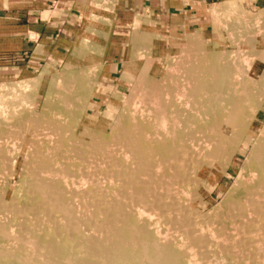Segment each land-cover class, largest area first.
Returning a JSON list of instances; mask_svg holds the SVG:
<instances>
[{
    "label": "rangeland",
    "instance_id": "rangeland-1",
    "mask_svg": "<svg viewBox=\"0 0 264 264\" xmlns=\"http://www.w3.org/2000/svg\"><path fill=\"white\" fill-rule=\"evenodd\" d=\"M55 1L0 0V17L56 23L26 69L0 70V264H45L48 245L84 264L119 226L110 202L176 264H264V0H80L75 20Z\"/></svg>",
    "mask_w": 264,
    "mask_h": 264
},
{
    "label": "bare ground",
    "instance_id": "bare-ground-1",
    "mask_svg": "<svg viewBox=\"0 0 264 264\" xmlns=\"http://www.w3.org/2000/svg\"><path fill=\"white\" fill-rule=\"evenodd\" d=\"M207 56V55H206ZM219 63V62H218ZM191 66H193V65H191ZM190 66V67H191ZM198 66V65H197ZM207 69H208V67H207ZM212 69V68H211ZM225 69V68H224ZM189 70V69H188ZM191 70H192V67H191ZM208 71H210V70H208ZM215 71V69H213V72ZM189 72V71H188ZM213 72H210L211 74H213ZM190 73H191V71H190ZM192 73H194V72H192ZM196 74H197V70H196V72H195ZM189 74V73H188ZM196 74H192L193 75V77L196 75ZM206 74H208V73H206ZM227 74V73H226ZM198 75H199V73H198ZM203 75H205V74H203ZM188 76V75H187ZM202 76V75H201ZM208 76V75H207ZM205 77H206V75H205ZM215 77H216V74H215ZM222 77V76H221ZM199 77H197L196 79H194L196 82L197 81H201L202 79H200L199 78V80H197ZM209 78V77H208ZM204 79V78H203ZM214 79V78H213ZM219 79V78H218ZM194 81V82H195ZM196 82H195V84H196ZM204 82V81H203ZM201 83L200 84V87H202V86H204V83ZM198 83V82H197ZM194 84V83H193ZM206 85V84H205ZM213 85H216V83H215V81H214V84ZM197 86V85H196ZM198 86H199V84H198ZM207 86V85H206ZM206 86H204V88L203 89H205L206 88ZM200 87H198V90H200ZM223 88V87H222ZM196 89V88H195ZM202 89V90H203ZM197 90V89H196ZM208 90V89H207ZM201 91V90H200ZM205 92V91H204ZM208 93H211L210 91L208 92ZM207 93V94H208ZM197 94V93H196ZM200 95V94H199ZM209 95V94H208ZM189 96H191L190 94H189ZM205 97H208L207 95L205 96ZM209 99V98H208ZM193 100V99H192ZM218 102L219 101H217L215 104H216V106L218 105ZM245 102H247V101H245ZM221 103V102H220ZM210 104H212L213 105V103L211 102ZM191 105H193L192 103H191ZM243 105V104H242ZM195 106H197L196 105V103H195ZM198 107V106H197ZM238 108V107H237ZM241 110H242V108H241ZM236 111H237V109H236ZM242 114V113H241ZM239 116H240V112H239ZM218 117V116H217ZM238 118H237V116L235 115V112L233 111V112H231V115H230V118H229V121H228V126H227V128H226V130H225V132H221V133H225V134H228L229 133V135H228V137H230V133H231V136H232V132L233 133H236L238 130L240 131L241 130V124L242 123H240V122H242V121H238L237 120ZM243 119V118H242ZM217 121H219V120H217ZM220 122V121H219ZM215 123H217V122H215ZM219 124H222L221 122L219 123ZM219 124H216V126H218ZM215 125V124H214ZM214 125H213V127H211V128H214V129H216L215 127H214ZM243 125L245 126V122L243 123ZM220 126V125H219ZM243 126V127H244ZM228 130V131H227ZM234 130L236 131V132H234ZM207 133V132H206ZM214 133H215V131H214ZM221 133H220V135H219V137L221 136ZM243 132H241V134H242ZM219 134V133H218ZM238 135H239V133H237ZM240 134V135H241ZM87 136V135H86ZM210 136V135H209ZM222 136H223V134H222ZM237 136V135H236ZM232 137H235V136H232ZM229 138L230 139V141L233 139V138ZM226 138V137H225ZM223 139V138H222ZM236 139V138H235ZM237 139H238V136H237ZM236 139V140H237ZM95 141V143L97 142L98 143V141H96V140H94ZM222 141V140H221ZM229 140H227L226 142H228ZM88 142H89V144H90V142L91 143H93V141H91V139H90V141L88 140ZM134 142H136V141H134ZM224 142V141H223ZM100 144H101V141L99 142ZM98 143V144H99ZM219 144H220V142H218ZM99 144V145H100ZM132 144H134V143H132ZM231 144V143H230ZM94 146V145H93ZM136 143H135V145H133L131 148H133V149H135L134 151H136ZM219 146H221V145H219ZM138 147V146H137ZM261 148H264V146H262ZM95 149V148H94ZM129 149V148H128ZM139 151H140V153L142 154H140L141 156H144L143 155V153L141 152V150L140 149H138ZM162 150V149H161ZM261 152H263L264 153V149H262L261 150ZM139 153V152H138ZM169 154V153H168ZM133 155H135V154H133ZM149 157V156H148ZM147 157V158H148ZM143 158H145V157H143ZM262 161V158H256L255 159V162H258V163H260ZM138 162H140V161H138ZM263 165V164H262ZM254 166V165H253ZM261 179H263L262 180V182H263V184H264V173H262L261 174ZM134 182V181H133ZM52 184V183H51ZM134 184V183H133ZM133 184H132V186H133ZM124 185V184H123ZM135 185V184H134ZM50 186V185H49ZM142 186V185H141ZM261 186H262V184H261ZM260 186V187H261ZM145 187H146V185H145ZM39 188H40V190H41V192H42V194H45V195H47L48 194V192L50 193V191L51 192H53V188H52V186H51V188H52V190H50V188L48 187V186H46V185H40L39 186ZM142 189H145V188H143V186H142ZM147 189V188H146ZM260 189V188H259ZM258 190V189H257ZM256 190V191H257ZM59 192V191H58ZM58 192L56 191V193L58 194ZM54 193H55V191H54ZM97 194V193H96ZM44 195V196H45ZM58 195H60V193L58 194ZM58 195H56L55 197H57ZM137 195V194H136ZM145 195V194H144ZM48 196H50L49 194H48ZM54 196V195H53ZM52 196V197H53ZM64 196V195H63ZM96 196V195H95ZM97 196H98V194H97ZM102 196V195H101ZM138 196V195H137ZM100 197V196H99ZM141 197V196H140ZM148 197V196H147ZM156 197V196H155ZM158 197V196H157ZM49 198V197H48ZM51 198V197H50ZM137 198V197H136ZM143 198V197H142ZM54 199V198H53ZM96 199V198H95ZM105 199V198H104ZM108 199V198H107ZM61 200V199H60ZM84 200V199H83ZM100 200V199H99ZM250 200V199H249ZM260 200V199H259ZM62 201V200H61ZM141 201V200H140ZM159 201V200H158ZM56 202V201H55ZM61 203V202H60ZM66 203V202H65ZM97 203H99V202H97ZM67 204H68V202H67ZM66 204V205H67ZM102 204H104V203H102ZM60 205H62V204H60ZM65 205V204H64ZM70 204H68V206H69ZM90 205H92V204H90ZM158 207V206H157ZM66 208V207H65ZM71 208V207H70ZM97 208L99 209V210H102V212H105L106 213V211H109L110 212V214L109 215H107V217H106V222H108V223H116V224H118L119 226H117V227H115V228H113L112 229V227L110 228V230H109V228H108V231H107V233H106V237H105V242H106V245L108 246V249H106V251H101V252H98V253H100V254H98L97 253V250H98V244H96V242L94 241V242H90L89 241V245L86 247V249H87V253H88V258H89V261H86L84 264H98V260L99 259H103L104 261H105V264H176V261H175V257H173V255H172V253L171 252H169V251H166V250H164V249H162V248H160V247H158L155 243H154V241L152 242L151 240H149L148 238H147V236L145 235V233H143V231H140L139 229H134V228H136V227H134V228H131L130 226H132V225H130L129 226V224H128V220H127V218H126V220L124 219V215H123V210H121V207H120V205H118V203L117 204H113V203H109V204H105V205H103V206H101V203L100 204H98L97 205ZM97 208H96V210H97ZM150 208V207H149ZM72 209V208H71ZM256 209V208H255ZM106 210V211H105ZM95 211V210H94ZM101 212V211H100ZM101 212V213H102ZM173 212V211H172ZM258 212V211H257ZM69 213H71V212H69V210L68 211H66V213H64L67 217H65L66 219L68 218V219H70V214ZM259 213V212H258ZM72 214V213H71ZM104 214V213H103ZM259 215V214H258ZM73 216V215H72ZM72 218V217H71ZM70 220H72V219H70ZM74 221V220H73ZM84 221V220H83ZM68 222V221H67ZM86 223V222H85ZM191 224V223H190ZM192 225V224H191ZM74 228V227H73ZM139 228V227H138ZM144 229V228H143ZM41 231V230H40ZM145 232V231H144ZM70 235V234H69ZM88 238V237H87ZM88 240H90V238L88 239ZM85 242V241H84ZM99 242V241H98ZM86 243V242H85ZM103 243V242H102ZM52 244V243H51ZM57 244V243H56ZM131 244V245H130ZM132 244H135V245H139L141 248H142V251L140 252V253H133V251L132 252H130V250H129V245L132 247ZM134 245V246H135ZM104 246V245H103ZM102 246V247H103ZM138 246V247H139ZM160 246V245H159ZM162 246V245H161ZM100 247V246H99ZM130 247V248H131ZM101 248V247H100ZM105 248V247H104ZM101 249H103V248H101ZM100 249V250H101ZM137 249V248H136ZM43 250H45V252H43V253H46V263L45 264H57L56 263V261H55V259H56V257H58L59 256V249L57 248V247H54V246H51V245H48L46 248H44ZM105 250V249H104ZM132 250V249H131ZM137 251V250H136ZM86 253V254H87ZM5 256H7V255H5ZM11 257V256H10ZM9 257V258H10ZM83 260V259H82ZM88 260V259H87ZM67 261V260H66ZM100 261V260H99ZM103 261V262H104ZM102 263V262H101ZM104 264V263H103Z\"/></svg>",
    "mask_w": 264,
    "mask_h": 264
},
{
    "label": "crops",
    "instance_id": "crops-1",
    "mask_svg": "<svg viewBox=\"0 0 264 264\" xmlns=\"http://www.w3.org/2000/svg\"><path fill=\"white\" fill-rule=\"evenodd\" d=\"M126 5L123 8V12H133L134 8L142 9L145 5L151 13L158 14L159 12H166L167 14H179L176 10L179 7L184 6L181 4V0H121ZM145 1V2H144ZM191 1V0H187ZM205 2V0H200ZM70 3L69 8L60 9L61 13H67L70 15L71 20L76 19V15H80V0H56L55 3L60 6L63 3ZM183 2V1H182ZM184 3V2H183ZM138 6V7H137ZM148 7V8H147ZM8 16L0 17V66H7L1 69H14L16 58L18 61L24 59L26 62L22 64V69L27 68L29 60H33L36 57L38 49L46 46L45 40L55 36V29H52L51 22L48 24L31 25L27 23L25 19L22 22L17 23L14 19H9ZM34 35L35 39H31L30 36ZM24 62V61H23Z\"/></svg>",
    "mask_w": 264,
    "mask_h": 264
}]
</instances>
